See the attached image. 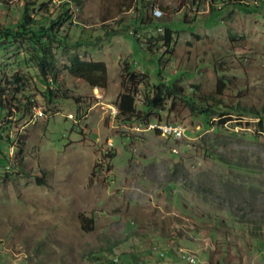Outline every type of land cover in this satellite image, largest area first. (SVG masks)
<instances>
[{"label": "rangeland", "instance_id": "374dc122", "mask_svg": "<svg viewBox=\"0 0 264 264\" xmlns=\"http://www.w3.org/2000/svg\"><path fill=\"white\" fill-rule=\"evenodd\" d=\"M64 1L73 17L56 60L79 104L43 99L28 44L0 43V69L23 75L37 100L27 123L9 118L27 144L24 171H0V264H190L185 252L195 264H264V0L216 16L222 5L209 0H147L141 11L140 0H3L0 25ZM167 27L172 47L156 51ZM73 55L106 64L100 86L63 70ZM126 65L150 84L176 82L190 101L118 118ZM148 92L138 89L139 111ZM207 95L225 116L190 104ZM153 122L185 133L165 137Z\"/></svg>", "mask_w": 264, "mask_h": 264}, {"label": "trees", "instance_id": "16d2710c", "mask_svg": "<svg viewBox=\"0 0 264 264\" xmlns=\"http://www.w3.org/2000/svg\"><path fill=\"white\" fill-rule=\"evenodd\" d=\"M75 1L77 2V0ZM144 1L147 0H140L139 4L142 7L137 8V10H142ZM190 1L195 3L197 0ZM209 1L212 5H222L215 8L213 6V16H216V13L225 6L247 5L242 0ZM2 2L3 0H0V3ZM71 9V4L64 1L60 3V11L58 13H36L35 16H30L33 8L29 10L28 7H25L20 19L15 23L0 25V43L1 41H23L28 44L30 60L33 62L41 84L44 86L42 98L48 102L67 98L73 99L79 104L77 98L68 94L60 79L61 68L58 66L55 52L66 45L67 37L63 33L65 24L73 17ZM136 21L142 23L138 21V18H136ZM166 30V34L161 37L160 46L157 45V42L155 43L154 49L156 51L161 50L163 53H168L164 52L163 49L172 47L173 30L169 27ZM133 37L136 38L137 43L140 45H151L153 43L152 39H147L146 42L141 43L139 38L135 35ZM62 68L73 77L88 83L91 87L100 86L102 83L99 79L107 75V66L104 62L84 60L78 55L71 56L69 63L64 64ZM122 73V87L124 90L118 98L117 115L118 118L124 121L148 119L155 112L165 111L167 101L170 98H184L186 101H190L189 98L183 96L182 89L176 82L166 81L150 84L148 74L130 71L127 65L123 68ZM141 85H144L149 92L142 101L143 110L139 111L136 106V94ZM196 99L197 102L194 101L190 104L199 107L201 110L200 114L205 119H209L213 115L223 117L227 113L220 108L222 102L216 100L213 95L205 97L196 96ZM36 105V96L27 94V83L23 75L16 73L9 75L0 69V171L6 170V173H10L8 170L24 171L25 157L23 153L27 144V138L23 134H20L19 131L13 135L12 120L10 119L23 124L27 123L31 115H33ZM258 115H260L259 112ZM220 121L223 124L227 119H220ZM259 123L263 125L264 129V118L262 116ZM11 146L15 150L13 156H10ZM165 256L166 253L163 256L159 254L156 257L160 261H164ZM135 264L139 263L135 261Z\"/></svg>", "mask_w": 264, "mask_h": 264}, {"label": "built area", "instance_id": "2783aa9c", "mask_svg": "<svg viewBox=\"0 0 264 264\" xmlns=\"http://www.w3.org/2000/svg\"><path fill=\"white\" fill-rule=\"evenodd\" d=\"M149 128L154 131H160L168 138H180L182 133H185V128L179 123H150Z\"/></svg>", "mask_w": 264, "mask_h": 264}, {"label": "bare ground", "instance_id": "6f19581e", "mask_svg": "<svg viewBox=\"0 0 264 264\" xmlns=\"http://www.w3.org/2000/svg\"><path fill=\"white\" fill-rule=\"evenodd\" d=\"M183 134V133H182ZM182 136V135H181ZM161 256L164 255L163 252H160L159 253ZM183 259L187 260L189 263H192V264H195L196 262V258L195 256L192 254V253H189V252H185L182 256Z\"/></svg>", "mask_w": 264, "mask_h": 264}]
</instances>
